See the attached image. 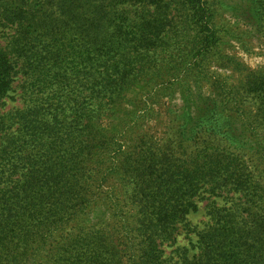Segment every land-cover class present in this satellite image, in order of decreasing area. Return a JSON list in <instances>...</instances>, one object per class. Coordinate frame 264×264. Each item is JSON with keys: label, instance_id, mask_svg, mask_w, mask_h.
<instances>
[{"label": "trees", "instance_id": "trees-1", "mask_svg": "<svg viewBox=\"0 0 264 264\" xmlns=\"http://www.w3.org/2000/svg\"><path fill=\"white\" fill-rule=\"evenodd\" d=\"M14 1L2 13L16 31L0 44V101L25 80L22 107L0 109V264H264V188L238 157L215 149L180 163L131 139L156 87L190 92L191 75L209 84L203 64L219 55L220 33L211 2ZM217 79L221 112L231 103L237 113L240 91L250 93L264 125L263 75ZM110 178L121 197L102 192ZM205 193L226 201L192 231L187 217ZM181 229L195 243L165 256Z\"/></svg>", "mask_w": 264, "mask_h": 264}, {"label": "rangeland", "instance_id": "rangeland-1", "mask_svg": "<svg viewBox=\"0 0 264 264\" xmlns=\"http://www.w3.org/2000/svg\"><path fill=\"white\" fill-rule=\"evenodd\" d=\"M215 12V28L219 33L218 54L210 55L204 60V67L208 70L209 84L200 81L195 75L190 76L188 84L171 87L166 91L159 86L157 94L150 100L147 108L142 103L136 113L137 123L133 125L131 139L139 135L147 139L149 144L169 149L179 161L190 162L201 152L215 149L228 151L238 157L253 173L256 184L264 188V125L259 120L258 101L253 94L240 91L238 102L239 116L230 103L227 111L221 112L218 95L222 94L219 82L228 79V85H235L242 76L249 73L264 76V0H209ZM33 6L41 1L24 0ZM47 3V2H46ZM14 0H0V44L6 47L15 35L16 26L4 24L2 13L6 8L16 6ZM123 7V4L120 5ZM261 12L263 15H259ZM25 78L18 74L0 102L3 111L22 107L20 99ZM225 82V81H224ZM237 85V84H236ZM136 87H142L137 85ZM219 88V89H218ZM244 91V90H243ZM209 103V105H206ZM202 108H208V116L202 115L197 119ZM245 109V114H244ZM141 110V111H140ZM243 111V112H242ZM206 113V114H207ZM130 137V135H129ZM167 150V151H169ZM115 187L116 193L121 195L119 185L114 178H110L103 187ZM225 195V194H223ZM231 196V195H229ZM121 197V196H120ZM204 199L197 201V208L187 217V227L192 231H199L207 224L209 205L222 206L226 199L203 194ZM99 200H104L103 195ZM104 204L99 201L91 214L89 224L95 223L104 211ZM129 209V207H128ZM195 232L180 230L175 245L164 248L165 256L176 257L177 249L182 251L190 248L189 243L196 241Z\"/></svg>", "mask_w": 264, "mask_h": 264}]
</instances>
